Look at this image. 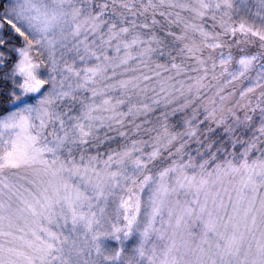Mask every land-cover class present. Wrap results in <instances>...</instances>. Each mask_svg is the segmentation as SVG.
<instances>
[{"label": "snow or ice", "instance_id": "1", "mask_svg": "<svg viewBox=\"0 0 264 264\" xmlns=\"http://www.w3.org/2000/svg\"><path fill=\"white\" fill-rule=\"evenodd\" d=\"M0 264H264V0H0Z\"/></svg>", "mask_w": 264, "mask_h": 264}]
</instances>
